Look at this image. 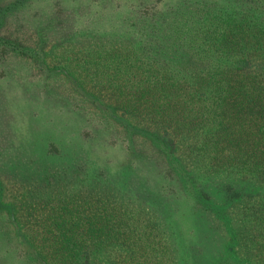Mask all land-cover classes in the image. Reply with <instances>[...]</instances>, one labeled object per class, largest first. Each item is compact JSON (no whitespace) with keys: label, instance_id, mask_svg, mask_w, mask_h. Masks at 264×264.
I'll use <instances>...</instances> for the list:
<instances>
[{"label":"trees","instance_id":"trees-1","mask_svg":"<svg viewBox=\"0 0 264 264\" xmlns=\"http://www.w3.org/2000/svg\"><path fill=\"white\" fill-rule=\"evenodd\" d=\"M134 2L117 7L128 11L122 35L69 54L75 62L76 51L90 52L76 90L118 122L108 138L126 149V166L22 162L29 184L58 183L62 170L87 183L20 207L32 225L26 256L35 264H264V0ZM55 8L63 14L60 1ZM55 12L51 26L61 24ZM4 43L22 57L36 53ZM61 48L50 55L65 58ZM197 226L204 240L222 241L216 258L197 246Z\"/></svg>","mask_w":264,"mask_h":264},{"label":"rangeland","instance_id":"rangeland-1","mask_svg":"<svg viewBox=\"0 0 264 264\" xmlns=\"http://www.w3.org/2000/svg\"><path fill=\"white\" fill-rule=\"evenodd\" d=\"M56 1L61 2L63 14L55 12ZM126 2L128 6L136 4L134 0H0V154H4L0 157V264H35L32 257L26 256L23 234L32 225L24 226L21 206L28 205V200L47 202L56 191L66 195L73 188H80L84 192L87 186L85 181L78 183L85 179L74 175L78 170L69 173L62 170L58 183L54 181L42 187L39 183H26L20 178L27 171L23 166L28 164L21 165L22 162L33 159L30 168H35L46 163L70 165L81 157L78 160L88 158L87 163L95 172L104 168L107 161H111L110 167L116 171L126 166V149L112 145L108 138L120 129L118 122L106 116L92 97L76 90L77 81L81 82L83 72L91 66L90 52L76 51L75 62L69 57L75 45L86 41L98 49L100 36L104 37L103 42H108L116 38L117 32L122 35L127 28L124 18L128 11L117 7L119 4L125 7ZM54 12L61 22L54 23L59 30L46 19L49 16L54 22ZM119 20L124 21L122 28ZM41 24L44 32L38 29ZM7 40L23 43L36 53L22 57L18 50L11 51L4 43ZM42 42H47L43 51H37L35 48H40ZM61 46L58 53L66 55L65 58L50 55ZM65 64L74 65L70 68L74 75ZM85 82L91 86L94 81ZM96 100L100 102L99 98ZM85 132L98 135L100 141L85 142ZM52 144L59 148L58 153L51 150ZM12 158L15 162H11ZM11 212L16 215L15 221L11 220ZM199 230L197 226V246L206 247L214 257L221 253L222 241L215 245L212 239L204 240Z\"/></svg>","mask_w":264,"mask_h":264}]
</instances>
